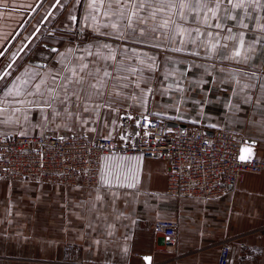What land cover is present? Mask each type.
<instances>
[{
	"label": "crops",
	"instance_id": "1",
	"mask_svg": "<svg viewBox=\"0 0 264 264\" xmlns=\"http://www.w3.org/2000/svg\"><path fill=\"white\" fill-rule=\"evenodd\" d=\"M56 1L0 0V76L37 33L0 81L24 63L0 100V135L114 137L119 114L132 108L209 136L224 129L264 160V55L256 43L264 39L257 31L264 12L241 13L248 27L222 21L236 40L216 28L210 37L201 27L203 35L169 40L157 32L139 43L121 36L129 33L109 0H71V29L62 28L60 14L51 19L62 0L45 21ZM84 65L113 75L102 95L80 96L74 107L57 86ZM17 89L27 92L17 96ZM53 95L55 101L45 104ZM166 173L165 161L113 155L104 159L94 190L55 192L38 182L0 181V188L13 187L0 190L5 207L27 212L33 205L38 214L58 208L86 218L84 226H0V264H217L224 240L232 241L230 264H264V173L247 175L236 191L214 202L166 196ZM168 219L179 224L171 251L154 232L155 221Z\"/></svg>",
	"mask_w": 264,
	"mask_h": 264
},
{
	"label": "built area",
	"instance_id": "2",
	"mask_svg": "<svg viewBox=\"0 0 264 264\" xmlns=\"http://www.w3.org/2000/svg\"><path fill=\"white\" fill-rule=\"evenodd\" d=\"M140 155L167 164L166 196L202 202L217 201L237 190L249 174L264 173L260 159L243 137L224 129L211 136L132 108L121 112L114 137L0 135V181L28 180L45 185L94 190L99 187L104 159ZM179 224L157 220L154 232L174 250ZM243 246V245H241ZM232 241L220 243L217 264H230Z\"/></svg>",
	"mask_w": 264,
	"mask_h": 264
},
{
	"label": "snow or ice",
	"instance_id": "3",
	"mask_svg": "<svg viewBox=\"0 0 264 264\" xmlns=\"http://www.w3.org/2000/svg\"><path fill=\"white\" fill-rule=\"evenodd\" d=\"M109 7L118 13L124 22L125 31L129 35L125 36L121 32V36L125 40L132 39L139 43H145L148 38H155V34L159 32L172 40L176 36L186 34L190 38L195 35H203L200 28L206 30L208 36H212L210 31L213 28L222 29L229 33V39H238L231 35V27L225 28L222 21L231 19L233 26L240 24L243 27H248L241 20V13H253L256 11L264 12V0H109ZM235 10V15H230ZM221 13H224L221 16ZM73 19H75L73 17ZM250 19L255 21V15L250 16ZM113 28L117 25L113 24ZM192 31H188V29ZM257 31L264 36V23H262ZM240 46H244L242 38L239 39ZM262 48L261 52L264 55V39L256 41ZM216 47L215 44L212 45ZM252 46H249V51H252ZM235 56L240 57L239 50H234ZM245 54L243 59H248ZM87 65H84L79 70H72L71 76L66 77V83L61 81L57 88H63L64 96L67 100L73 102L80 96L85 99H90L94 95H102L101 89L108 87V78L113 74L107 71L101 76L99 71L93 72L87 70ZM114 79V77H113ZM7 87V85L5 86ZM24 89H17L16 95ZM3 91V89H0ZM27 92V90H24ZM71 93V95H69ZM43 95V93H38ZM56 99L53 95L50 100L44 101L45 104L51 105ZM66 103L67 101H62ZM87 111V108H85Z\"/></svg>",
	"mask_w": 264,
	"mask_h": 264
},
{
	"label": "rangeland",
	"instance_id": "4",
	"mask_svg": "<svg viewBox=\"0 0 264 264\" xmlns=\"http://www.w3.org/2000/svg\"><path fill=\"white\" fill-rule=\"evenodd\" d=\"M71 8H72L71 0H62L59 7L56 9L55 18L54 19L51 18L52 21L57 20V16L60 14L61 17L63 16L61 18L62 28H65V29H67L68 27L70 28L66 16L69 15V13H70L69 11L71 10ZM45 10H47V9H45ZM46 13H47V11H46ZM50 29L52 30V27L48 28V29L46 27V31L50 30ZM72 29H73V27H72ZM80 41H81V39H80ZM64 43H66V42H64ZM64 43H62V47H64L66 45V44L63 45ZM23 66H24V63L18 65V67L12 71L13 74H12V76L9 77L10 79H8V81H3L4 83H2L0 85V89H3V91H0V100L3 99V96L5 95V91L7 89H10V87H9L11 84L10 81L13 78L18 77V75H15V74L21 73L22 69L21 70H18V69L22 68ZM1 68L4 70L3 67H1ZM3 70H1V71H3ZM6 85H7V87H5ZM116 125H117V121H116ZM44 188L52 189V191H55V192H62L61 190L64 189V188L62 189L60 187H55V186H44ZM2 189L11 192L13 187L9 186L7 188L5 186V188H0V190H2ZM4 190H2V191H4ZM46 206H48V205L46 204ZM0 207L3 208L2 212L0 213V226H12L15 224L20 225V224H24V223L28 224L29 226H37V225L38 226H69L70 224L73 226H78V225L84 226L85 225V219L86 218L83 215L81 216L79 214H76V215H71V216H65V214L62 211H57L58 208H54L57 210H51V209L46 207V208H44L45 210L43 209L44 211H40V213L38 214L35 211L36 209L33 207V205H31V207L28 208L27 212L26 211L24 212L23 210H21L19 206L16 207L17 209H14V208L11 209L10 207H5L0 203ZM69 222H71V223H69Z\"/></svg>",
	"mask_w": 264,
	"mask_h": 264
},
{
	"label": "water",
	"instance_id": "5",
	"mask_svg": "<svg viewBox=\"0 0 264 264\" xmlns=\"http://www.w3.org/2000/svg\"><path fill=\"white\" fill-rule=\"evenodd\" d=\"M61 0H57L56 3L54 4V6L50 9V11L48 12L45 21L48 19L49 15L53 12V10L56 8V6L59 4ZM44 21V23H45ZM43 23V24H44ZM40 29V28H39ZM39 31V30H38ZM37 34V33H36ZM33 37H35V35ZM32 37V38H33ZM32 38L27 42V44L25 45V47H23V49L17 54V56L13 59V61L10 63V65L8 66V68H6V70L2 73V75L0 76V81L4 78V76L8 73V71L11 69V67L14 65V63L17 61V59L20 57V55L23 53V51L25 50V48L29 45V43L32 41ZM46 47H50L48 45H46ZM31 63L36 64V65H45L43 62H39V61H31Z\"/></svg>",
	"mask_w": 264,
	"mask_h": 264
},
{
	"label": "trees",
	"instance_id": "6",
	"mask_svg": "<svg viewBox=\"0 0 264 264\" xmlns=\"http://www.w3.org/2000/svg\"><path fill=\"white\" fill-rule=\"evenodd\" d=\"M62 33H66V32H68V31H61ZM66 39V38H65Z\"/></svg>",
	"mask_w": 264,
	"mask_h": 264
},
{
	"label": "flooded vegetation",
	"instance_id": "7",
	"mask_svg": "<svg viewBox=\"0 0 264 264\" xmlns=\"http://www.w3.org/2000/svg\"><path fill=\"white\" fill-rule=\"evenodd\" d=\"M46 23V22H45ZM42 28H40V30H41ZM46 29V28H45ZM46 31V30H45Z\"/></svg>",
	"mask_w": 264,
	"mask_h": 264
}]
</instances>
